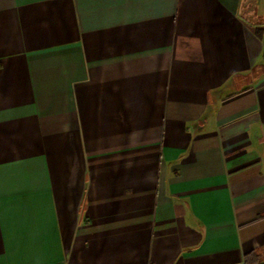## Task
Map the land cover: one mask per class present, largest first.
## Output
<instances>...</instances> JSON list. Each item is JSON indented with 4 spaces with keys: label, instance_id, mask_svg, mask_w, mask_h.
I'll return each instance as SVG.
<instances>
[{
    "label": "crops",
    "instance_id": "obj_1",
    "mask_svg": "<svg viewBox=\"0 0 264 264\" xmlns=\"http://www.w3.org/2000/svg\"><path fill=\"white\" fill-rule=\"evenodd\" d=\"M257 32L264 0H0V264H264Z\"/></svg>",
    "mask_w": 264,
    "mask_h": 264
},
{
    "label": "trees",
    "instance_id": "obj_2",
    "mask_svg": "<svg viewBox=\"0 0 264 264\" xmlns=\"http://www.w3.org/2000/svg\"><path fill=\"white\" fill-rule=\"evenodd\" d=\"M251 3H253V2H248V3H246L245 5H244V7L246 8V7H250L252 4ZM263 33L262 32H257V35L259 36V37H263V41H264V36L262 35Z\"/></svg>",
    "mask_w": 264,
    "mask_h": 264
},
{
    "label": "rangeland",
    "instance_id": "obj_3",
    "mask_svg": "<svg viewBox=\"0 0 264 264\" xmlns=\"http://www.w3.org/2000/svg\"><path fill=\"white\" fill-rule=\"evenodd\" d=\"M252 4V3H251ZM246 11V10H245Z\"/></svg>",
    "mask_w": 264,
    "mask_h": 264
}]
</instances>
